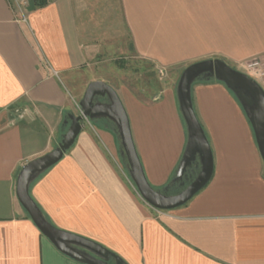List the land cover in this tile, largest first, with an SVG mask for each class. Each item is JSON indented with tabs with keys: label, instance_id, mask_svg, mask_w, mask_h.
I'll return each mask as SVG.
<instances>
[{
	"label": "crops",
	"instance_id": "0c3cea01",
	"mask_svg": "<svg viewBox=\"0 0 264 264\" xmlns=\"http://www.w3.org/2000/svg\"><path fill=\"white\" fill-rule=\"evenodd\" d=\"M24 14L0 0V264H85L58 251L15 194L21 167L53 149L68 115L81 113L68 89L74 74L86 76L85 88L102 80L115 89L145 176L161 189L186 143L175 94L182 70L207 58L244 68L264 60V0H29ZM191 98L213 172L183 205L143 201L105 119L82 122L30 184L31 197L53 225L124 264H264V164L250 123L215 79L196 80Z\"/></svg>",
	"mask_w": 264,
	"mask_h": 264
},
{
	"label": "water",
	"instance_id": "95a60500",
	"mask_svg": "<svg viewBox=\"0 0 264 264\" xmlns=\"http://www.w3.org/2000/svg\"><path fill=\"white\" fill-rule=\"evenodd\" d=\"M199 79H215L231 91L250 123L264 164V89L250 75L231 67L220 58H207L188 64L176 83L175 94L186 128V143L170 182L175 184L183 178H189V182H180L181 189L175 193H168L167 187L156 189L147 180L133 141L127 112L115 89L102 80L90 81L79 100L81 113L68 115L69 126L60 142L50 151L25 163L16 178L15 194L19 203L58 251L85 264H107L110 259L115 264H124L119 255L102 244L53 225L29 193L30 184L58 162L72 146L84 119H106L113 123L129 177L139 196L151 207L168 210L181 206L207 184L213 172V156L191 98L192 84ZM191 169L193 174L186 176Z\"/></svg>",
	"mask_w": 264,
	"mask_h": 264
},
{
	"label": "rangeland",
	"instance_id": "374dc122",
	"mask_svg": "<svg viewBox=\"0 0 264 264\" xmlns=\"http://www.w3.org/2000/svg\"><path fill=\"white\" fill-rule=\"evenodd\" d=\"M120 15V14H119ZM121 64L122 63V61L121 60H119L118 61V64ZM228 64V63H227ZM118 67V66H117ZM186 67V66H185ZM184 67V68H185ZM231 67H233V68H235V69H237V70H239V71H241V72H244V73H247V70L244 68V67H238V66H236V65H231ZM123 69H122V73L125 75V77L127 76V78L129 79V78H131V76L129 75L130 74V72L132 71L130 68H132L131 66H130V64H126V65H123V67H122ZM119 69V71H120V67L118 68ZM157 70V69H156ZM92 72H93V70H92ZM118 72V71H117ZM158 73H160V72H158ZM121 74V73H120ZM165 74V76L167 75L166 74V72L164 73V72H162V73H160V74H157V75H164ZM135 75H136V73H135ZM148 76L150 77V79H151V81H153L154 79L152 78V76H154L155 77V75H153L152 73H151V71L148 73ZM164 76V77H165ZM85 77L86 76H83V74H80V75H78V74H74V79H75V82L74 83H72L71 85H68V89H69V92H70V94H72L71 96H76L75 97V99H76V101L78 100V99H80L81 97H82V95H83V92H84V90H85V86L83 85V81L85 80ZM133 77H135V76H133ZM158 77V76H157ZM178 81V80H177ZM106 120V119H105ZM83 121H86V122H88V121H90L91 122V120H89V119H84ZM94 121V120H93ZM96 121V120H95ZM109 121V120H108ZM90 122H88V123H90ZM116 132V131H115ZM124 161H125V163H126V159L124 158ZM107 264H115V262H114V260L113 259H110L109 261H108V263Z\"/></svg>",
	"mask_w": 264,
	"mask_h": 264
},
{
	"label": "built area",
	"instance_id": "2783aa9c",
	"mask_svg": "<svg viewBox=\"0 0 264 264\" xmlns=\"http://www.w3.org/2000/svg\"><path fill=\"white\" fill-rule=\"evenodd\" d=\"M7 1L13 9L17 10L20 13L21 19L25 21L26 17L24 14V8L29 0H7ZM45 1L53 2L56 0H45ZM245 69L247 70V74L250 75L252 78H254L264 89V60L257 59L248 62L245 65Z\"/></svg>",
	"mask_w": 264,
	"mask_h": 264
},
{
	"label": "flooded vegetation",
	"instance_id": "af4514ba",
	"mask_svg": "<svg viewBox=\"0 0 264 264\" xmlns=\"http://www.w3.org/2000/svg\"><path fill=\"white\" fill-rule=\"evenodd\" d=\"M190 174H193V170L191 169V171H189L188 173H187V175L186 176H189ZM180 182H184L185 184H187L188 182H189V178L188 179H181V180H179V181H177L176 183H175V185L172 187L173 189H174V191L176 190V192H178L180 189H181V187H180Z\"/></svg>",
	"mask_w": 264,
	"mask_h": 264
},
{
	"label": "trees",
	"instance_id": "16d2710c",
	"mask_svg": "<svg viewBox=\"0 0 264 264\" xmlns=\"http://www.w3.org/2000/svg\"><path fill=\"white\" fill-rule=\"evenodd\" d=\"M205 80V79H204ZM171 180H169L163 187H167L168 188V193H175L176 190L174 191V189L172 188L175 184H171L170 182Z\"/></svg>",
	"mask_w": 264,
	"mask_h": 264
}]
</instances>
